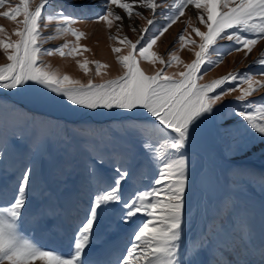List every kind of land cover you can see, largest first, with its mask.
Listing matches in <instances>:
<instances>
[{"label": "snow or ice", "instance_id": "snow-or-ice-1", "mask_svg": "<svg viewBox=\"0 0 264 264\" xmlns=\"http://www.w3.org/2000/svg\"><path fill=\"white\" fill-rule=\"evenodd\" d=\"M136 3L150 10L153 18L147 19L138 11L134 13L133 5ZM46 5L51 8V0H39L38 3L35 0H20L16 5L10 4L8 0H0V8L7 6L8 9L0 11V17L9 21H17L18 17H23L17 21V29L12 33L17 37L16 40H12L5 33V29L0 27V50H3L9 61L0 66V88L23 90L34 85L42 86V91L47 90L66 99L72 106L89 110L115 108L129 113L138 108L146 110L158 122L153 125L155 138H138L146 150L149 163L154 166V178L149 186L137 187L136 171L130 169L124 161V145L117 140L106 144L105 147L110 149L109 154L116 161L113 169L115 175L108 182L94 165L87 167L86 182L95 186V195L86 215L73 226L72 235L69 237L71 252L65 257L53 250L41 248L19 230L18 225L29 213L28 205L36 191L34 162L30 163L21 169L12 194H5L0 199V264H33L36 260L43 261V264H89L83 258L86 256L85 249L92 243L95 229L100 227V222L106 216L111 218L110 226L115 228L131 225L133 218L142 217L136 221L130 233L126 255L117 256L111 264H200L199 256L203 252L212 249L222 252L217 246L221 242V234L225 232L223 222L219 226L214 224L212 228L201 231L187 242L184 239L194 215L195 182L192 172L198 163L202 134L209 123L213 125L216 135L222 139L239 137L241 143H246L249 139L264 140V100L225 104L215 108L231 92L240 90L236 99L243 102L259 89H264V81L252 78L254 75L264 76V70L252 74L229 73L207 84H198L197 79H202L207 71H200L203 64H218L222 56L231 51L247 50V57L253 46L264 39V0H172L169 12L160 13L167 23L159 29L158 35L141 44L144 33L148 31L145 28L140 30L141 35L135 43L127 37L118 41L129 47L128 54L124 56L119 55L121 48L112 49L123 74L101 84H94L91 79L87 84H82L68 75L60 76L50 71V66L42 62L38 63V58L43 55L56 53L65 56L64 49L69 47L65 44L59 48L42 50L38 43L45 39L41 36V21L45 28L48 23L55 21L58 34L72 35L78 42L84 33L76 31L72 25L82 19L102 21L109 28L114 21H123L124 17L112 11V5L123 9L129 19L134 14L146 19L148 25L155 24L156 9L164 5L157 4L155 0H101L100 11L87 17L75 15V6L71 5L69 7L73 8V12H65L61 6L49 14ZM189 5L200 10L198 19L207 31L193 29L202 41L200 50L195 53V60L184 65L185 71L168 75L165 69L179 63V58L170 54L165 61L150 50L185 14V8ZM229 29L238 31L229 32ZM132 30L137 31L135 28ZM243 33H251L252 36H245ZM224 39L233 41V45L226 46V50L213 47L218 40ZM178 40L183 47V32ZM80 51L88 49H81L77 44L67 55L72 56ZM213 53H221L216 61L210 59ZM137 57L150 64L159 62L164 67L153 75H146L140 68ZM93 63L96 76L101 75V69L108 67L98 61ZM256 63L264 65V55ZM78 66L86 74L89 71L85 63H79ZM236 82L247 87H224ZM217 89L221 90L217 92ZM229 116L242 119L222 126L223 120ZM5 154L6 149L0 148V159ZM94 158L97 163H104V155L99 151ZM206 175L202 172V176ZM41 212L42 210L36 209L32 214L40 216ZM237 239L239 243L235 248L241 259L236 264H264V244L250 243L249 227L246 226L242 233H238ZM241 248L244 254L239 251ZM95 264L104 262L98 259Z\"/></svg>", "mask_w": 264, "mask_h": 264}, {"label": "rangeland", "instance_id": "rangeland-1", "mask_svg": "<svg viewBox=\"0 0 264 264\" xmlns=\"http://www.w3.org/2000/svg\"><path fill=\"white\" fill-rule=\"evenodd\" d=\"M8 2L16 5L20 3V0H8ZM38 2L39 0H35V3ZM122 2H131V0H122ZM155 2L164 6L156 9L157 15L154 25H148L146 19L135 14L129 19L123 9L112 5V11L124 17L123 21H114L112 27L109 28L102 21L82 19L72 25L76 31L84 33L78 42L72 35L58 34L55 21L48 23L46 28L43 27L44 22L41 21L43 29L41 36L45 39L38 41V43L42 50L59 48L65 44L69 47L64 49L65 56L62 57L56 53L43 55L38 58V63L42 62L44 65L50 66V71L56 72L60 76L68 75L71 79L79 80L82 84H87L89 79L94 84H101L105 80L117 78L123 74V70L117 63L116 54L112 52V49L114 47L121 48L119 53L121 56L127 55L129 52V47L118 41L127 37L135 43L141 35L140 30L147 28L148 31L144 33V39L141 40V44H145L150 37L158 35L159 29L167 23L165 17L161 16L160 13L169 12L172 0H167V4H165V0H155ZM51 3V8L45 6L49 14L61 6L65 12H73V8L69 7L71 5L75 6V15L85 17L99 12L101 5L96 3V0H51ZM32 6L34 7L35 4ZM140 7L142 10L138 9ZM6 10H8L7 6L0 8V11ZM137 11L147 19L153 18L150 10L143 8L138 3L133 5V12ZM199 12L200 10L195 9L192 5L185 8V14L157 40V43L150 50L163 57L165 61L169 59L170 54L179 58V63L165 69L168 75L185 71L184 65L191 64L196 58L195 53L200 50L199 45L202 41L193 29L198 28L201 32H206L207 28L198 19ZM22 19L23 17H18L17 21ZM17 21H9L0 17V27L5 29V33L11 36L12 40L17 39L16 36L12 35L17 29ZM133 28L137 31L134 32ZM228 31L235 32L238 30L229 29ZM182 32L185 35L183 47L178 40ZM243 35L252 36L251 33H243ZM48 37L52 38L47 39ZM110 37L115 39H110ZM77 44L81 49L86 48L88 51H80L72 56L67 55L71 48ZM230 45H233V41L224 39L218 40L213 47L226 50V46ZM137 47L139 48L140 45ZM246 51H231L223 55L218 64H203L200 71L205 72V69L207 71L202 79H197V83L207 84L229 73L252 74L264 70V65L256 63L264 55V39L259 40L253 46L247 57ZM209 52H211V48ZM220 55L221 53H213L210 59L216 61ZM137 59L140 68L146 75H153L164 67L159 62L150 64L139 57ZM97 61L108 66L101 69L100 76L95 75L93 62ZM7 63L9 61L3 50H0V66ZM79 63L86 64L89 69L87 74L79 68ZM252 78L264 81V76L254 75ZM237 86L240 89L247 87V85H239V82L224 85V87ZM220 90L217 89L216 91L219 92ZM239 95L240 90L231 92L224 96L215 105V108H220L225 104L262 101L264 100V89H259L243 102L237 101L236 98ZM0 97L7 98L15 112H29L17 105L20 104L28 108L39 109L41 111L39 116L46 120H55L51 138H46L42 133L40 135L42 141L35 147L31 156L29 155L31 148L27 139L7 138V144L5 147H1L6 149V154L0 159V199H3L5 194L8 196L12 194L13 186L17 183L21 169L34 162L33 177L36 182V191L32 194L28 205L29 213L25 215L23 222L18 227L23 235L31 238L30 233L35 240H38L41 244L34 242L41 248L53 250L65 257L69 256L71 252L69 237L72 235L73 226L86 215L91 199L95 195V186L88 185L86 182L89 165H94L98 173L108 182H111V178L115 175L113 169L116 166V161L109 154L110 149L108 148H106V152H108L109 157H104L103 164L96 162L95 154L90 149H86L84 157L80 160L74 154L69 157L71 142L80 137L77 130H96L97 127L107 125L112 121L123 123L130 120L126 122L125 126L132 128V131L127 133L126 137L116 134L115 138L123 145L125 143L132 145L129 152L130 157L129 155L125 157L129 159L126 163L127 166L136 171L135 183L137 187L149 186L151 179L154 178V166L149 163L145 154L146 150L142 147L141 139L138 138V136L155 138L153 125L158 124V122L146 110L138 108L129 113L126 110L115 108L111 110H89L72 106L69 102L57 104L66 99L47 90L42 91V86L35 85L23 90L0 88ZM240 119L242 118L229 116L223 120L222 126L234 124L236 120ZM33 126L36 127L35 122ZM41 131L43 132V129ZM255 135L259 136V134ZM41 145L42 147H40ZM38 147H40L39 151L37 150ZM124 149L123 151L127 152ZM69 159L70 163L68 162ZM197 160V166L192 172L195 182L194 215L184 239L187 242L201 231L212 228L214 224L219 226L223 222L225 232L221 234V242L217 247L219 249L225 247L231 253V257H227L217 249H212L203 252L199 256V262L200 264H236V261L241 259L235 248V245L239 243L237 234L242 233L246 226L249 227L251 229L250 243L257 245V243H261V239L259 240L257 236L264 231V140L249 139L246 143H241L239 137L222 139L216 135L213 125L209 123L202 134ZM66 163H69L66 171L63 174H56L57 171L64 168ZM123 163L122 166H124ZM202 172L207 175L202 176ZM113 207H118V205H113ZM36 209L42 210L40 216L32 214ZM141 218L140 216L135 217L131 225L115 228L110 226L112 220L106 216L100 225H108V231H105L106 234L104 235L101 233V236L99 235V228L95 229L92 243L85 249L86 256L89 248L101 246L102 249L95 256L96 260L101 258L106 240L113 237L117 238L121 230L128 228L123 239L126 249L130 240V233L135 227L136 221ZM261 238L264 239V233ZM239 251L244 254L242 248ZM209 252L214 253L212 258L208 257ZM86 256L83 258L85 259ZM96 260L89 261V264H95ZM33 264H43V261L36 260Z\"/></svg>", "mask_w": 264, "mask_h": 264}, {"label": "trees", "instance_id": "trees-1", "mask_svg": "<svg viewBox=\"0 0 264 264\" xmlns=\"http://www.w3.org/2000/svg\"><path fill=\"white\" fill-rule=\"evenodd\" d=\"M36 121L38 122L37 125ZM129 121L130 120H126L123 123L112 121L107 125L97 127L96 130H77L80 137L71 142L68 152L69 157L74 154L80 160V158L84 157L86 149H90L95 155L96 152L99 151L105 158L109 157L105 145L116 140V134L126 137L127 133L129 134V132L132 131V128H127L125 126L126 122ZM34 122L36 127L33 126ZM54 124L55 120L53 119L46 120L39 115H31L27 111L15 112L13 111L9 100L0 97V148L5 147V144H7V138L27 139L29 140V146L31 148V151L29 152V155L31 156L35 147L42 141V137H40L42 133L46 138H51ZM116 125L117 127H114ZM42 129L43 132L41 131ZM124 148V150L127 151L125 152L127 153L125 156L128 157L132 145L125 143ZM126 157L124 158V161L127 163L129 159H126ZM68 162L70 163V159ZM69 163H66L64 168L57 171L56 174H63Z\"/></svg>", "mask_w": 264, "mask_h": 264}, {"label": "bare ground", "instance_id": "bare-ground-1", "mask_svg": "<svg viewBox=\"0 0 264 264\" xmlns=\"http://www.w3.org/2000/svg\"><path fill=\"white\" fill-rule=\"evenodd\" d=\"M96 3L101 4V0H96ZM138 9L142 10L141 7ZM125 231H126V229L121 230V232L119 233L118 240H116V241L113 238H109L108 240H106L105 245H104V253L101 256V258H99L100 260H102L104 262V264H111V262L115 261L117 256H119L121 254H124V255L126 254L125 246H124L125 241L123 240L126 236ZM263 233H264V231L261 233V235ZM261 235L257 236V238L259 240L261 239V243H257V245L264 244V239L261 238ZM213 256H214V253L209 252L208 257L212 258ZM90 257L91 256H89L87 254L85 259L88 261H95L96 260L95 257H92L91 259H90Z\"/></svg>", "mask_w": 264, "mask_h": 264}, {"label": "water", "instance_id": "water-1", "mask_svg": "<svg viewBox=\"0 0 264 264\" xmlns=\"http://www.w3.org/2000/svg\"><path fill=\"white\" fill-rule=\"evenodd\" d=\"M135 55V52L133 53ZM5 97H7L8 99H10L7 95H4ZM67 101L64 100V101H59L57 104H66ZM23 108L27 109L29 112L31 113H41V111H38L37 109H34V108H28V107H25V106H22Z\"/></svg>", "mask_w": 264, "mask_h": 264}]
</instances>
